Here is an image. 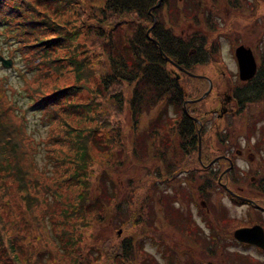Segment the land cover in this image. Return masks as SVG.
<instances>
[{
  "label": "trees",
  "instance_id": "1",
  "mask_svg": "<svg viewBox=\"0 0 264 264\" xmlns=\"http://www.w3.org/2000/svg\"><path fill=\"white\" fill-rule=\"evenodd\" d=\"M157 2L158 0H0V33L8 45V57L13 60V70L25 82L24 85H19V90L24 94L27 108L37 109L43 117L47 115L46 120L55 119L59 122V132L55 139L58 140L60 150L64 147L52 163L60 169V177L55 179L54 187L41 182L38 174L32 175L34 149L30 148L29 138L23 127L26 110L18 109L16 114V103L8 96V90L12 89L9 74L0 73V201H3V195L11 199L8 205L13 201L12 198L20 201L24 207L19 205L21 218L35 223L48 233L51 230L42 223L46 212L43 210L42 217L39 214L40 200L51 202L47 209L53 207L59 216L54 225V233L62 244L55 264H94L93 261L86 262L85 256L80 258V250L76 251L79 246L73 244L83 228L111 220L112 217L107 218L108 215L119 217L122 202L130 207L128 216L138 218V224L144 226L147 223L145 225H148L149 230L153 226L155 216L152 213L155 212L151 207L153 201L151 198L147 200L148 195L142 199L129 186L120 197L116 194L118 191L115 187L113 192L111 188L108 189L104 199L99 194H93V143L100 147L104 144V149L113 154V148L122 144L120 137L124 129L121 125L123 118L132 126L134 154L139 135L142 136L145 131L150 135L158 132L161 123L168 129L160 134L166 136L165 133H168L169 142L171 136L175 135H179L182 141L189 140L190 133H195L197 129L193 118L182 111L181 102L189 94L195 98L204 92L199 93L201 87L195 95L188 92L187 86H182L181 78L184 76L194 80V77L183 74L181 78H176L170 68L173 69L174 62L193 73L198 66L215 57L220 50L219 43L216 36L208 39L213 25L208 24V30L206 24L200 22L201 18L197 17L196 12L203 9L205 1L185 0L184 5L188 10H177L183 13H178L177 16L170 13L169 21L174 20L172 17L177 19L174 24H180L181 17L186 20L190 13L193 14L195 22L188 26L193 31L188 35L176 33L171 26H165L160 15L161 5L158 7ZM162 2L173 5L172 0ZM67 10L72 11L69 14L71 17L62 16ZM200 13L214 24L218 23L211 16L212 11ZM153 15L156 18L154 25ZM18 61L23 63V67L17 64ZM66 72L70 74L68 83L54 85L51 90L46 89V77ZM27 76L32 81H27ZM95 80L96 83L91 85V81ZM255 81L235 86L231 91L233 96L237 94L240 99L252 101L263 91L264 53L261 55ZM11 92L14 95L18 90L15 88ZM87 92L90 97L83 100V95ZM63 100H66V104L60 105L59 101ZM106 102L108 104L104 105ZM157 104L163 105L164 111L156 115L148 130L137 132L139 118ZM189 105L191 107L196 104ZM171 107L174 113L167 115L166 112ZM20 114L23 116H19ZM202 117L204 122L206 115ZM151 145L155 146L154 140ZM33 163L37 169L35 162ZM70 187L74 191L68 198L64 189ZM144 187L148 194L152 192L148 191V187L153 188L154 184L147 183L144 186L142 183L139 191L141 195ZM157 195L158 198L154 196L155 201L158 205L161 203L160 210L164 220L172 227L194 233L188 221L185 222L191 218V211L180 206L177 196L172 195L167 188ZM131 196L135 199H129ZM3 203L6 202L0 203L1 261L5 264H52L54 246H49L50 254H47L46 261H41L37 252H27L25 257L19 258L13 235L6 233ZM8 209L7 206L6 211ZM48 213L53 215L50 210ZM122 215L124 213H120V219L124 222ZM111 240L108 238L107 243ZM113 240L115 242L111 246H99L100 252L108 255L104 264H108L109 259L118 261V264H158L152 254L144 252L141 246H133L130 239ZM214 247L208 245L204 250L213 253ZM163 252L167 261L172 263L176 252L170 246H164ZM205 263L220 264L211 259Z\"/></svg>",
  "mask_w": 264,
  "mask_h": 264
},
{
  "label": "rangeland",
  "instance_id": "2",
  "mask_svg": "<svg viewBox=\"0 0 264 264\" xmlns=\"http://www.w3.org/2000/svg\"><path fill=\"white\" fill-rule=\"evenodd\" d=\"M184 1L185 0H172L174 7L172 6L173 8H170L171 11L167 12L165 7H161L160 10V15L164 19L162 21H164L168 26H172L176 33H179L180 29H185L187 22L181 17L179 19L181 24H174L177 19L176 17H172L174 20L169 21L170 13L177 16L178 13L183 14L177 10H188V7L184 5ZM250 2L254 5L245 9H233V11L228 10V16H224L225 11H220L218 4L217 9L214 8L212 11L214 15L220 18L218 20L219 23L217 24H214L208 17H201L200 22L205 23L208 30H210L208 24H211V26L213 25L211 32L208 34V39L216 36V41L219 43L220 50H218L215 57L213 56L207 63L198 66L194 71L198 73L196 75L197 77H204L207 80L202 81L197 78L191 80L190 78H184L183 76L181 78V83L183 87L187 86L186 88L188 92L194 95L198 93L199 88L201 87L199 93H204L197 104L198 113L199 115H206L205 118L207 119L210 118L207 126L210 122L212 123V121L215 122L217 120L214 116H218L219 99L221 98L226 100L230 95L227 85L228 82L233 84L235 81H239L236 70L237 61L235 60L236 58L233 53L234 42L235 44H243L246 47H249V45L252 44V47L255 49V53H257L261 59L264 49V0H250ZM208 7L204 6L205 9H208ZM69 14H72L71 10L63 12L62 16L67 17L70 16ZM190 14L189 19L193 21V19H191L193 14ZM8 51V45L3 41V34L0 33V56L11 60V65L9 67L2 66L0 62V73L9 74V82L11 83L12 89L8 90V96H10L16 103L14 109L16 114L18 113V109L26 110V117H24L23 120L24 132L29 138L30 148L34 149L31 161V173L34 176H37L38 174L41 182L54 187L55 179L60 177V169L58 168V165L53 166L52 163L54 162L55 157L60 155L64 149L63 146L62 150L58 148L57 144L59 143H57L58 140L55 139V136L59 132V122L55 119H51V121L46 120L47 115L43 117L42 113L37 109L27 108L24 94L19 90V85H24L25 82L21 79L19 73L13 70L14 63L12 58L8 57ZM17 64L23 67V63L21 61H18ZM167 68L169 69L170 67ZM68 75L70 74L66 72L58 76L51 75L46 77V89L51 90L54 85L68 83L67 81L70 79V76ZM26 79L27 81H32L28 78V76ZM95 83L96 80L91 81L90 84L93 85ZM197 83L198 85L200 84V87L198 88ZM203 84H205V86H202ZM15 88H17L18 92L13 95V92L11 91ZM87 97H90L88 92L84 93L83 100H86ZM65 102L66 100L61 102L59 101L60 105H65ZM107 104V102L104 103V105ZM161 111H164L163 105L157 104L148 112L143 113L139 118L137 132L145 129L148 130L151 121ZM166 113L167 115H172L174 113L173 108H169ZM212 114H214L213 117H211ZM193 115L196 116V114ZM19 116L23 115L20 114ZM236 116L238 117L235 119L225 117V119L222 120L218 117L219 122L218 125L216 124V130L223 129V131L228 134V139H230L229 142H231L234 147V149L229 152L231 154L225 158L226 160L224 159V161L220 159L218 163L222 166L221 168H224L231 163V167L233 165V168L230 173H235V175L239 176V179H245L242 185L249 186V177H255L258 181L261 180V171L262 168H264L263 132L259 131L261 128L256 127V125H262L264 123V88L263 91L260 92L257 97H254L253 100L250 101V103H248L246 107ZM228 120L231 122L226 123L225 125L228 126H225L224 123ZM250 122H252V125ZM121 125L124 127L121 131L120 137L122 139V144L113 148V154H109L108 151L104 149V144L102 147L94 143L93 146H91V153L95 160L93 168V175L95 177L92 180L93 183L91 189L94 195L99 194L102 199L106 196L108 189L111 188L113 192L114 187L118 191L116 193L118 194V197L121 196L123 190L126 191L128 189V186L133 188V191L137 195L139 194L142 199L148 195L147 200L151 198L153 201V205H151V207L154 208L155 212L152 213V215L155 216L153 226L151 227V230H149L148 225H145L147 223H145L144 226L138 224V218L135 219L134 216H128L130 207L124 205L125 203L122 202L119 212L121 214L124 213V215H122L124 222L120 219L121 217L119 213V217L118 215H108L107 218L112 217L111 220L108 219L104 222H98L94 226L83 228L81 235H79L80 238L78 237L77 241L73 244V246H79L76 251L80 250V258L85 256L86 262L91 263L93 261L94 264H104L108 255H103L99 250V246H102V244L104 246H111L113 245L111 243L115 242L113 239L120 241V238H127L131 240L133 246H141L144 252L150 255L152 254L154 261L156 259V263L158 264H161V262L167 264H183V262L186 264H206L205 262H209L210 259L218 261L220 264H264V250L256 246L240 245L233 239L232 236V230L239 226L241 224L240 222L243 221L246 216L253 219L257 215H260V212L255 210L249 204L233 205L229 202L227 195L222 189V192H219L220 188L214 190L212 189V196L210 198V205L213 204L217 207H222L220 212L226 213L225 215H227L226 220L223 219L221 223L217 221L216 224L218 226V230L215 226L213 227V225H211V228H214V230L218 232L216 234V238H218L217 245H213L210 241L200 243L194 239L192 232H184L182 228H175L169 225L167 223L168 221L164 220L161 215V203L159 205L156 204L154 197L156 196L158 198L157 193L163 192L164 188H167L161 183V180L167 179L165 170L167 166H164L165 162L161 163L153 156L154 147H157L159 143L152 137L153 135H150L149 132L145 131L144 134L142 136L139 135L137 139V151L136 154H134L132 151L133 141H131L132 137L134 139V135L131 134L132 126L131 124H128L127 120L125 122V118H123ZM167 129V126L161 123L158 127L159 135ZM205 130L214 131L213 129H210V127ZM152 140H154L155 146L151 145ZM215 141L218 142V139H215ZM219 143H221V141ZM213 147L216 148V145ZM240 153L241 155H239ZM163 157L166 158L168 155L164 153ZM227 159L230 163H228ZM33 162H35L37 169L34 167ZM157 165L159 171L161 172V180L158 179L159 177L153 172V167H156ZM106 166L107 169H105ZM173 172L174 171L172 169V173ZM240 174L242 175L240 176ZM146 182L148 184L153 183L154 187H148V191H152L148 194L146 193L147 191L144 187L142 190L144 193L141 195L139 193V191H141L140 186L142 183H144L145 186L147 184ZM185 186L186 188H188L187 186L190 187V202L185 204L188 207H185L182 202L179 204L183 209L187 210L188 208L192 211L193 221L194 224L197 225V230L200 229L204 234H206V236H209L211 233L210 226L204 223L203 217L200 215V211H203V209L199 207V202L193 195L194 184L190 186L188 183V185L185 184ZM64 190L68 193V198L72 196L74 191L73 187H70V189L65 188ZM245 190V192L249 191L248 188ZM170 193L181 197L182 193H184V189H179L177 186H174ZM12 199L13 201L8 205L11 199H8L6 195H3V201H0V203L6 202L2 205L4 220L6 221V233L13 235V242L17 247L19 258L22 259L25 257L27 252H37L40 255V260L46 261L47 254H50V252H48V250H50L49 246H54L52 251L54 254L52 264H55V260L60 256L59 249L62 244L54 233V225L57 224L59 216L53 207L47 209L51 202L45 201L44 199L40 200L41 205L39 214L42 217L44 215L43 210L46 212V217L43 219L42 223L47 226L49 230H51L50 233H48L44 232V230L41 227H38L35 223H29L26 219H22V213L19 208L21 203L20 201H15L14 198ZM129 199L133 200L135 198L131 196ZM260 200V202L264 203L263 197H261ZM7 206L9 207L8 211H6ZM21 207L24 208L22 205ZM47 210H50L53 215H50ZM187 221L188 220H185V222ZM119 230L120 233H118ZM38 236L39 238L37 239ZM108 238L112 239L109 244L107 243ZM211 239L212 236H210V240ZM98 243H101V245ZM219 243H221V246H219ZM208 245L215 246L213 253H208L204 250V248ZM164 246H170L174 252H176L173 256L172 263L170 261L168 262L165 257V252H163ZM188 256H191V258ZM0 264L5 263H3L0 259ZM108 264H118V261L109 259Z\"/></svg>",
  "mask_w": 264,
  "mask_h": 264
},
{
  "label": "flooded vegetation",
  "instance_id": "3",
  "mask_svg": "<svg viewBox=\"0 0 264 264\" xmlns=\"http://www.w3.org/2000/svg\"><path fill=\"white\" fill-rule=\"evenodd\" d=\"M219 1V2H218ZM206 4L202 6L203 9H200V12L202 11H213L214 8L217 9V5L219 4L218 8L224 12V16H228V10L233 11V9H245L252 5L253 3L250 2V0H210L205 1ZM208 2V3H207ZM156 5L159 7H165L167 12L170 11V7L173 5H170L167 2H162V0H158ZM204 6L208 7V9L204 8ZM161 10V8H160ZM159 13V12H158ZM215 19L219 20L220 18L214 14H211ZM156 22V18L153 15L152 16ZM197 17L200 19L202 17V13H198ZM192 19V17H191ZM186 26L188 27L191 23H194L195 21H191L190 19L185 20ZM219 23V22H218ZM181 24V23H180ZM221 24V23H220ZM168 27V25H165ZM170 26V25H169ZM172 27V26H171ZM185 27V28H187ZM173 28V27H172ZM174 30V29H173ZM175 31V30H174ZM193 31V28H187V29H180L179 33H184L185 35L190 34ZM240 43L235 44L234 42V50ZM253 45L250 44L249 47L252 50L253 56L256 61V72L248 80L241 81L239 78V81H235L233 85H231V82H228V91L230 95L227 97L226 100L219 99V112L218 116H214L217 120L215 122L212 121L207 126V123L210 121L209 119H205L203 122V117L205 115H199L198 113V97H185L181 102V108L182 111L185 112V114L189 115L191 119L193 118L194 122L197 124V129L194 132H191V138L188 140H181L179 135L171 136L170 142L167 141L168 133H165L166 136H162V134L159 135V133L156 131L152 135L154 138L158 141V146L154 147V154L157 158V161L163 163L165 162L164 166H167L166 170V176L167 179L161 180L160 174L161 172L158 169V165L156 167H153V172L156 174L161 180V183L163 186L167 187V190L172 191L174 186H177L179 189H184V193H182L181 197L177 196V201L180 203L182 202L184 205L186 203L190 202V187L187 186L186 188L185 184L190 186L194 184V196L199 202V207L203 209V211H200V215L203 217V221L206 225L210 226L211 233L209 236L204 234L200 229L197 230L196 224H194L193 221V215L191 211V218L188 220L189 225L191 226V229L193 230L194 239L198 242L202 243L204 241H210L213 243V245L218 244V238L217 237V231L214 230V228H211V225L218 230L217 221L221 223V221L226 220L227 215L226 213L220 212L222 207H217L213 204L210 205L211 201L210 198L212 196V189H219V192H222L221 189L224 191V193L227 195V198L229 199V202L233 205H239V204H249L252 206L255 210L260 212V215H257L255 218L250 219L248 216L244 218L243 221H241L240 225L235 227L232 230V236L234 233V230L240 227H251L254 225H258L262 228L264 233V203L260 202V198H264V168H262V177L261 180H256L255 177L250 176L249 177V186L242 185L243 181L245 179H239L238 175H235V173H230L231 169L233 168V165L231 167V163L228 160V166L221 168L222 166L218 161L220 159L224 160L228 157L229 153L232 149H234L233 144L229 142L230 139L228 134L221 130H216V124L218 125V117L219 119H225V117H230L232 119H235L236 116L240 111H242L250 101L240 99L238 95L236 94L233 96L232 89L235 86L238 85H245L247 83L252 84L255 83V78L257 77V70L260 65L261 59L260 56L255 53V49L252 47ZM264 53V49H263ZM236 60V59H235ZM174 63V62H173ZM172 63L173 73L175 74L176 78H181L183 74L191 75L194 78L199 79H205L204 77H196L198 73L196 72H189L187 69L183 68L182 66L174 63ZM237 67V66H236ZM237 70V69H236ZM191 73V74H189ZM194 74V75H192ZM238 76V73H237ZM200 86H197V88ZM197 90V89H195ZM195 103V106H191L189 104ZM223 111V112H222ZM222 113V114H221ZM193 114H196L194 116ZM220 114V115H219ZM198 115V117H197ZM214 114L211 115L213 117ZM196 117V118H195ZM253 118V117H252ZM231 121L228 120L224 123H230ZM252 125V122H250ZM228 126V125H225ZM213 129L214 131H207L206 128ZM256 127L261 128L259 131L263 132V141H264V123L262 125H256ZM214 139V140H213ZM215 139H218V142L215 141ZM221 141V143H219ZM165 142V143H164ZM216 145V148L213 146ZM214 152V153H213ZM166 153L168 157L164 158L163 154ZM242 153V152H241ZM241 153L239 155H241ZM264 157V155H263ZM226 160V159H225ZM224 160V161H225ZM264 167V166H263ZM173 169V173H172ZM247 173V172H246ZM242 174H240L241 176ZM256 176V175H255ZM242 178V177H241ZM256 186V189H255ZM236 189H235V188ZM246 188H248V192H245ZM174 198V197H173ZM264 201V200H263ZM183 205V206H184ZM210 205V206H208ZM222 206V205H221ZM185 207H188L185 205ZM188 209V208H187ZM233 219V218H231ZM185 232V231H184ZM210 236H212V239L210 240ZM205 238V240L203 239ZM233 239L240 245L244 246H257L254 244H249L247 242L239 241L233 236ZM219 246H221V243H219Z\"/></svg>",
  "mask_w": 264,
  "mask_h": 264
},
{
  "label": "water",
  "instance_id": "4",
  "mask_svg": "<svg viewBox=\"0 0 264 264\" xmlns=\"http://www.w3.org/2000/svg\"><path fill=\"white\" fill-rule=\"evenodd\" d=\"M152 20L154 23L155 19L153 17ZM234 54L237 60L239 79L244 81L253 77L256 72V61L251 48L240 44L235 48ZM0 60L2 65L5 67H9L11 65V60L9 59H4L0 56ZM201 98L202 96L199 97L198 100ZM233 236L239 241L257 245L258 248L264 250V233L262 228L258 225L237 228L234 230Z\"/></svg>",
  "mask_w": 264,
  "mask_h": 264
}]
</instances>
